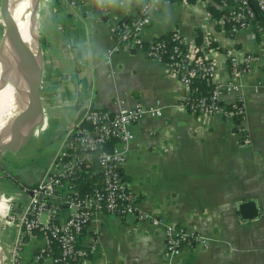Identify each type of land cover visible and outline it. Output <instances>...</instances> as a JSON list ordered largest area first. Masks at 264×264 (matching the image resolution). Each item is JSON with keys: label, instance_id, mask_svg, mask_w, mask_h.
I'll return each instance as SVG.
<instances>
[{"label": "crops", "instance_id": "0c3cea01", "mask_svg": "<svg viewBox=\"0 0 264 264\" xmlns=\"http://www.w3.org/2000/svg\"><path fill=\"white\" fill-rule=\"evenodd\" d=\"M143 1L111 0L102 18L94 10L93 0H44V18L53 19L65 55L62 61L50 60L46 75L43 68V121L37 134L33 130L20 148L33 137L32 150L42 154L40 179L59 148L56 137L60 130L76 122L88 108L114 110L118 99L129 105L156 104L161 116L147 114L131 126L133 139L123 176L136 211L158 221L139 218L137 213L94 214L80 236L81 246L93 247L85 264H264L262 39L250 29L230 34L218 23L217 6L207 0L160 2L142 32L144 45L170 32L195 44L208 36L215 48L214 81L226 83L233 78L239 85L237 94L225 91L222 98L230 105L239 95L242 117L195 114L182 103L186 96L194 95L190 86L164 62L149 57L132 42L121 44L116 38L117 25L134 17ZM110 48L114 51L107 57ZM227 51L240 62L234 76ZM247 56L253 59L242 69ZM14 151L7 157L13 167L17 164ZM13 176L34 186L29 183L31 174L21 179ZM0 194L12 207L11 215L6 214L7 207L0 214L4 216L0 223L3 264H11L12 247L20 238L18 264H51L45 256L37 258L45 253L47 234L41 230L23 234L19 227L20 213L31 193L16 178L2 176ZM248 199L256 201L259 216L244 221L237 205ZM65 213L62 210L61 216ZM166 223L201 233L204 246L184 245L175 258H165Z\"/></svg>", "mask_w": 264, "mask_h": 264}, {"label": "built area", "instance_id": "2783aa9c", "mask_svg": "<svg viewBox=\"0 0 264 264\" xmlns=\"http://www.w3.org/2000/svg\"><path fill=\"white\" fill-rule=\"evenodd\" d=\"M162 0H144L137 14L115 28L121 44L132 42L137 48L178 75L185 86L195 78H206L212 85L208 95L186 96L183 100L192 113L243 116L242 99L235 96L232 104L223 101L225 91L237 94L239 85L233 78L226 83L215 80V64L208 36L200 44L187 43L173 33L169 45L164 38L144 45L142 32L150 23L153 12L159 10ZM217 6L218 23L226 26L230 34L242 29L264 37V0H207ZM105 15L111 0H93ZM264 44V39L262 38ZM114 51L107 50V57ZM234 76L240 67L237 58L227 51ZM253 56H247L242 69L249 66ZM214 81V82H213ZM161 116L158 105L127 104L118 99L114 110L88 108L76 122L62 130L59 148L46 166L39 181L30 188L31 195L19 216L22 233L44 231L48 244L44 254L51 264H85L92 246H81L80 236L91 217L99 212L118 216L138 214L139 218L157 222L148 213L136 211L133 196L124 182L123 165L129 144L133 139L131 126L144 115ZM62 210H66L62 217ZM45 215L44 220L41 216ZM164 256L175 258L182 246H193L202 241L197 234L175 224H164ZM21 238L11 250V264H18Z\"/></svg>", "mask_w": 264, "mask_h": 264}, {"label": "water", "instance_id": "95a60500", "mask_svg": "<svg viewBox=\"0 0 264 264\" xmlns=\"http://www.w3.org/2000/svg\"><path fill=\"white\" fill-rule=\"evenodd\" d=\"M14 0H2L3 4V19H4V35L0 43V87L5 81L4 72L1 71V59L3 58V45L7 41L10 45L9 62L8 66L14 70V77L19 79H29L30 88L29 90L20 97H17L14 101L13 109L4 115L0 121V171L3 176L10 177L8 159L3 158V152L6 150H17L20 148L32 134L35 125L40 124L43 121V107L41 104L40 89L42 84V73H43V59L41 51V41L37 29V43L38 52L37 57L31 61V52L29 41L27 39L22 24L15 17L13 13ZM39 0L33 5V14L35 15L36 7ZM36 17V16H35ZM37 22V17H36ZM32 117H39L32 121V126L26 139L20 144L18 148H12L9 144V137L7 131L16 126L22 120L29 119ZM2 175V174H1ZM16 178L18 184L24 186L30 191V186L25 181H20ZM237 211L242 220H250L259 216V208L257 203L253 199L243 200L237 205ZM0 264H3V250L0 244Z\"/></svg>", "mask_w": 264, "mask_h": 264}, {"label": "bare ground", "instance_id": "6f19581e", "mask_svg": "<svg viewBox=\"0 0 264 264\" xmlns=\"http://www.w3.org/2000/svg\"><path fill=\"white\" fill-rule=\"evenodd\" d=\"M35 2L36 0H14L13 3V13L22 24L21 27L24 28L29 41L31 61L37 57L38 52L37 22L33 14ZM9 53L10 45L5 41L3 45V58L1 59V71L4 72L5 81L0 87V121L4 115L13 109L15 99L25 94L30 88L29 79L17 80L14 77L13 68L8 66ZM38 118L31 116V118L22 120L7 131L9 144L12 148L15 149L20 146L31 130L32 121ZM3 208H5V205L0 197V214L3 213Z\"/></svg>", "mask_w": 264, "mask_h": 264}, {"label": "rangeland", "instance_id": "374dc122", "mask_svg": "<svg viewBox=\"0 0 264 264\" xmlns=\"http://www.w3.org/2000/svg\"><path fill=\"white\" fill-rule=\"evenodd\" d=\"M43 6H44V0H39V3L36 7L35 16L37 17V29H38V33H39V38L41 40L43 68H45L44 74L46 75V68L50 64V60L53 58L56 61H58V60L62 61V58L65 54L61 48L62 46H61V41L59 40V33H58V31H56V27L53 26V19L49 21L46 18H44L45 13H44ZM3 10H4V8H3L2 0H0V43H1L3 35H4V19L2 16ZM53 59H52V61H53ZM53 66H54V64H53ZM45 83L43 82L41 84V89H40V97H41L42 105L44 104L43 94H44L45 86H46ZM40 124L35 125L34 135L37 134V132L40 128ZM32 142H33V137L31 139V143L24 145L22 148H18L16 151H14V152H16L15 157L17 158V164L15 167H13L11 165L9 166L10 171H11L10 173L12 175H13V173L15 175H18L20 177V179L22 177H25V175H27V174H31V178L29 180V183H31V186L36 184V182L39 179L38 177L40 176L41 171H42V169H41V167H42V164H41L42 154L35 153V151L32 150ZM30 144H31V146H30ZM30 147H31V149H30ZM9 152H10V150H6L5 152H3V155L5 156V158L8 157ZM2 176H3V174L0 175V179L2 178ZM10 177H12V176H10ZM24 180H27V179H24ZM0 197L2 199L1 194H0ZM2 202L4 203L5 208H3V213H1V214H4V212L6 211V207H7L6 214L11 215L12 207H10V204L3 199H2ZM3 219H4V216H0V223L3 221ZM41 220H44L43 216H41ZM190 231L194 232L195 234L198 235V237L202 238V241H200V243H198V244L204 246V244H205L204 236L195 230H190Z\"/></svg>", "mask_w": 264, "mask_h": 264}, {"label": "trees", "instance_id": "16d2710c", "mask_svg": "<svg viewBox=\"0 0 264 264\" xmlns=\"http://www.w3.org/2000/svg\"><path fill=\"white\" fill-rule=\"evenodd\" d=\"M163 1H180V0H163ZM186 1H193V0H186ZM94 10L96 11V13L98 15H100L102 18H105L106 15L105 14H102L101 11L95 6ZM173 35V32L171 33H167V34H164L162 35L161 37H158L157 39H160V38H164L165 40H167L168 44L171 45L173 44V42L169 41V39L171 38V36ZM257 37L260 39H264V37H261L259 35H257ZM156 39V40H157ZM197 40V39H196ZM197 44H200V40L198 38L197 40ZM190 89L193 91V94L194 95H191V96H201V95H208L211 91V88H212V85L211 84H208L207 82V79L206 78H195L194 80H192L190 82Z\"/></svg>", "mask_w": 264, "mask_h": 264}, {"label": "flooded vegetation", "instance_id": "af4514ba", "mask_svg": "<svg viewBox=\"0 0 264 264\" xmlns=\"http://www.w3.org/2000/svg\"><path fill=\"white\" fill-rule=\"evenodd\" d=\"M61 133H62V130H60V132H59V134L57 135L58 137H56V140L58 141V139H59V136L61 135ZM58 138V139H57ZM3 158H5V156L3 155ZM5 159H7V158H5ZM9 170H10V168H9ZM11 172V171H10ZM1 174H3L1 171H0V175ZM10 174V176H13L11 173H9Z\"/></svg>", "mask_w": 264, "mask_h": 264}]
</instances>
